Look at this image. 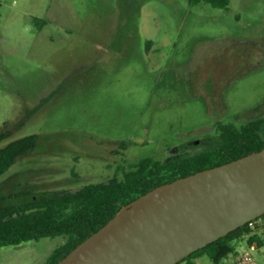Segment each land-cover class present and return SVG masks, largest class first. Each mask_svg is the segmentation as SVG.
Here are the masks:
<instances>
[{
    "label": "rangeland",
    "instance_id": "obj_1",
    "mask_svg": "<svg viewBox=\"0 0 264 264\" xmlns=\"http://www.w3.org/2000/svg\"><path fill=\"white\" fill-rule=\"evenodd\" d=\"M254 116L264 118V0H0V145L39 135L0 176L14 200L201 150L218 123ZM63 242L1 246L0 264H42ZM234 245L264 264V245Z\"/></svg>",
    "mask_w": 264,
    "mask_h": 264
},
{
    "label": "trees",
    "instance_id": "obj_2",
    "mask_svg": "<svg viewBox=\"0 0 264 264\" xmlns=\"http://www.w3.org/2000/svg\"><path fill=\"white\" fill-rule=\"evenodd\" d=\"M226 7L229 0H190ZM264 118L220 122L216 125V142L198 151L176 154L165 160L144 158L124 169L120 176L87 183L74 191L58 195L30 196L21 201L14 194L0 193V247L19 245L44 237L63 236L64 242L53 249L42 264H56L73 247L104 225L122 205L149 189L264 148ZM0 132V141L7 136ZM39 135L29 134L0 145V176L20 157L33 152ZM246 245H264V213L208 243L175 264H195L206 253L217 264L228 254L235 255L234 240Z\"/></svg>",
    "mask_w": 264,
    "mask_h": 264
},
{
    "label": "water",
    "instance_id": "obj_3",
    "mask_svg": "<svg viewBox=\"0 0 264 264\" xmlns=\"http://www.w3.org/2000/svg\"><path fill=\"white\" fill-rule=\"evenodd\" d=\"M264 213V148L159 184L56 264H175Z\"/></svg>",
    "mask_w": 264,
    "mask_h": 264
},
{
    "label": "built area",
    "instance_id": "obj_4",
    "mask_svg": "<svg viewBox=\"0 0 264 264\" xmlns=\"http://www.w3.org/2000/svg\"><path fill=\"white\" fill-rule=\"evenodd\" d=\"M248 222L251 224V220ZM251 248H255V246H252ZM228 264H260V263L255 259V257L250 252L244 251L236 259L229 262Z\"/></svg>",
    "mask_w": 264,
    "mask_h": 264
},
{
    "label": "crops",
    "instance_id": "obj_5",
    "mask_svg": "<svg viewBox=\"0 0 264 264\" xmlns=\"http://www.w3.org/2000/svg\"><path fill=\"white\" fill-rule=\"evenodd\" d=\"M235 252H236V254L233 255V258H232L231 260H229L228 262H226V264H228L229 262H231V261H233L234 259H236V258H237L240 254H242L244 251H243V252H239V251H237L236 248H235ZM200 256H201V255H200ZM200 256H197V257L194 259L195 264H201Z\"/></svg>",
    "mask_w": 264,
    "mask_h": 264
},
{
    "label": "flooded vegetation",
    "instance_id": "obj_6",
    "mask_svg": "<svg viewBox=\"0 0 264 264\" xmlns=\"http://www.w3.org/2000/svg\"><path fill=\"white\" fill-rule=\"evenodd\" d=\"M246 121V120H245Z\"/></svg>",
    "mask_w": 264,
    "mask_h": 264
}]
</instances>
